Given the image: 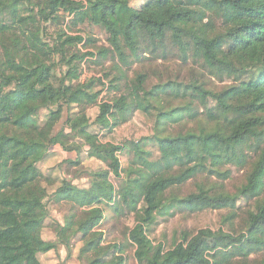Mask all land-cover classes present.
I'll list each match as a JSON object with an SVG mask.
<instances>
[{
  "label": "trees",
  "instance_id": "trees-1",
  "mask_svg": "<svg viewBox=\"0 0 264 264\" xmlns=\"http://www.w3.org/2000/svg\"><path fill=\"white\" fill-rule=\"evenodd\" d=\"M140 1L137 7L132 0H0V218L14 221L19 240H0V264H10L14 250L43 264L41 254L59 245L71 252L75 237L84 242L81 255L89 264H125L111 260L123 246L105 248L97 230L104 206L135 216L127 236L140 264H264V0ZM56 10L73 18L65 24ZM84 23L98 28L105 44L79 29ZM15 39L27 50L16 65L8 58ZM172 57L200 74L178 81L134 69ZM85 65L100 67L102 77L84 80ZM51 72H60L57 110L33 103L45 90L27 89L31 79ZM208 79L230 83L214 90ZM79 95L99 108L103 128L95 133L75 125L70 135H54L53 120ZM137 112L152 119L151 136L120 145L104 141L102 133L128 124ZM57 147L75 152L76 165L85 152L102 164L87 187L39 172ZM229 166L249 167L233 195L214 181L226 182ZM32 172L38 175L28 179ZM189 183L194 189L180 195ZM52 196L72 203V210L95 209L91 217L77 221L72 214L54 226L57 242L43 238ZM240 199L259 200L258 211L239 210ZM200 209L228 210L226 221L239 218L238 227L217 244L210 229L184 230L169 246L151 239L160 217Z\"/></svg>",
  "mask_w": 264,
  "mask_h": 264
},
{
  "label": "rangeland",
  "instance_id": "rangeland-1",
  "mask_svg": "<svg viewBox=\"0 0 264 264\" xmlns=\"http://www.w3.org/2000/svg\"><path fill=\"white\" fill-rule=\"evenodd\" d=\"M140 0H132L133 6H139ZM66 6H63L64 9ZM54 16L57 18L65 17V24L69 22L73 17H66L65 14L56 10ZM79 21V20H78ZM63 24V28H65ZM84 27L79 25V29H83L88 34H93L98 38L99 45L105 44L106 37L101 33L98 28H94L87 23L83 24ZM51 37H54V32L56 28L53 26L48 27ZM67 30V29H66ZM70 35H77L69 32ZM84 36V34H83ZM81 48V47H79ZM84 51H92L90 49ZM27 54V50L24 44L15 39L12 43V52L8 54V58L13 64H17L19 60L24 59ZM157 64H161L157 67ZM152 63L150 61H144L141 64H136L134 66L135 70H145L150 73L153 77V73L160 74L163 72L164 78L175 79L179 78L178 81H187L192 78V74L198 75L200 73H194L192 67L185 66L177 57H172L168 62L163 60ZM84 74L87 79L90 77H102L101 68L95 65H85ZM134 76L133 72L130 75ZM59 77L60 72H51L48 75L37 80L33 78L30 80L27 89L33 85L39 90H45L46 93L39 99L34 100L35 105H45L49 106L53 110H57L58 106V87H59ZM157 78L154 77L156 83ZM210 86L214 90H220L227 86L228 83H219L216 80H209ZM149 83V85H150ZM149 87V86H148ZM150 88V87H149ZM84 108V109H83ZM44 114V113H43ZM99 108L88 101L87 98L79 95L77 98L72 100L71 107L65 108L60 119H54V132L56 135L59 132H64L66 135H70L72 129L75 125L77 127H82L84 125L91 126V130L95 133H99L103 128L102 123H98ZM4 118L0 115V119ZM44 117H42L43 120ZM106 126V125H105ZM153 121L151 118L146 116L142 112H137L132 120L116 129L111 134L102 133L104 136V141L111 142L117 145L125 144L130 141H139L144 137H149L152 135ZM148 150L154 153L157 157V149L154 146H149ZM78 156L75 152H66L61 148H52L49 150L46 159L39 165V172L44 174L55 173L56 177H60L68 183H72L78 187H87L90 179L88 176L92 171L102 168V164L95 159H90L87 157L86 152L82 156V162L80 165H76L75 162L78 161ZM124 167H127L130 158L126 155L121 157ZM231 170L230 178L223 182L222 180L216 179L214 181L219 182L220 185L224 186L223 189L230 194H236L237 190L246 183V176L249 167L245 169H239L234 166L228 167ZM38 175V172H32L28 179H31ZM115 182V181H114ZM116 184H118L116 182ZM193 183H189L188 186L183 188L180 195H186L190 193ZM194 189V187H193ZM72 203L64 200L61 196H52L48 201V212L49 219L47 220V226L43 231V238L49 242H57L56 231L54 226L57 224H64L66 219L70 215L75 214L76 220H83L86 217H91L94 215L95 209H75L72 210ZM260 206L259 200L248 201L246 199H240L238 202L239 210L258 211ZM104 219L98 227V231L102 232L104 242L103 246L105 248H112L116 245L123 246L121 252L113 253L111 255V260L116 258H123L125 264H140L135 258V248L132 246L131 242L128 240V230L133 229L136 225V218L133 214L129 213L127 210L124 211V215H119L113 211L111 207H103ZM228 210L213 211L207 209H200L197 212H178L172 218L160 217L158 224L156 225L154 233L151 235V239L156 243H165L169 246L172 243L174 237H179L180 233L184 230L191 232H198L202 229H210L214 237L215 244L219 242L223 235L227 233H232V229H236L238 226L239 218L235 222L226 221V216H228ZM14 221L9 218H0V240H3L10 244L19 243L18 232L14 230ZM218 238V239H217ZM79 237H75L71 241V252L67 250L66 247L59 245L57 251H52L48 254H41L39 259L43 264H89L90 260L87 256L81 255V249L84 242L79 241ZM218 241V242H217ZM10 264H32L30 259L23 255L19 250L11 251L10 253ZM147 264V263H144Z\"/></svg>",
  "mask_w": 264,
  "mask_h": 264
}]
</instances>
